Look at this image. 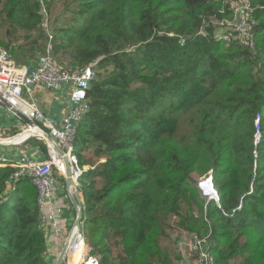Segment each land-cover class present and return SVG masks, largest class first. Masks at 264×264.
<instances>
[{"label":"trees","instance_id":"trees-1","mask_svg":"<svg viewBox=\"0 0 264 264\" xmlns=\"http://www.w3.org/2000/svg\"><path fill=\"white\" fill-rule=\"evenodd\" d=\"M59 1L55 60L96 70L75 142L78 157L87 146L106 157L80 180L92 254L175 264L161 242L178 228L208 235L215 264H264V0H251L254 52L217 40V26L200 33L209 14L222 18L224 0ZM40 12L38 0H0V44L17 63L48 45ZM209 170L219 203L197 188ZM16 171L0 166V264H51L37 189ZM112 244L123 247L115 257Z\"/></svg>","mask_w":264,"mask_h":264},{"label":"built area","instance_id":"built-area-1","mask_svg":"<svg viewBox=\"0 0 264 264\" xmlns=\"http://www.w3.org/2000/svg\"><path fill=\"white\" fill-rule=\"evenodd\" d=\"M50 1L38 0L42 14V26L48 34V45L38 56L37 68L31 69L28 64L17 63L10 50L0 46V107L3 104L7 105L11 111L21 112L31 119L34 125H29L28 129L35 128L39 130L33 137L44 139L49 151V159L46 161L29 160L26 163L18 164L13 179L18 180L27 177L35 185L38 192V203L41 209L40 223L43 230L45 228L46 231H50L51 227L55 238L63 243V247L67 245V250L70 248V258L65 264L72 263L71 255L75 254L78 249H81V251L79 260L75 264H101L100 259L92 254L93 248L86 241L82 227L83 219L80 227H77L74 222L70 231L67 232V219L61 216L60 213V208L63 205L61 202L64 198H58L57 196L61 183L53 172L56 169L58 176L66 180L67 162L69 163L72 185H74L75 190L71 191V188L67 186V182V190H65L68 193L67 196L71 197L72 194L79 200V208L83 210L84 200L79 188L81 187V177L87 170L80 165L75 142L78 127L90 109L88 89L91 81L96 77L95 63L82 70H67L58 65L52 48L54 35L50 30L52 24L49 13ZM226 1L233 16L232 22L230 27L227 28L218 26L216 39L227 43L236 40L240 45L254 52L256 38L253 28L257 25L256 7L253 6L251 0ZM221 23L224 25V21ZM64 84L70 86L72 108L63 116L60 122L47 117L33 98L25 97V93L32 96L37 87L58 89ZM3 101H6V103ZM44 131L51 135L55 144L63 151V155L47 140ZM1 162L4 166H7L4 164L6 162L4 159L0 158ZM216 198H218L217 194ZM73 211L77 219V208L75 206ZM46 234L49 235L47 232ZM72 237H74L73 240ZM197 237V234L192 236L193 242ZM208 246L209 240L203 239L195 242L194 249L199 253L202 264H215V258Z\"/></svg>","mask_w":264,"mask_h":264},{"label":"crops","instance_id":"crops-1","mask_svg":"<svg viewBox=\"0 0 264 264\" xmlns=\"http://www.w3.org/2000/svg\"><path fill=\"white\" fill-rule=\"evenodd\" d=\"M38 56L27 63L31 66V69L37 68ZM70 92V86L64 84L58 89L37 87L32 93V96L29 93H25V97L33 98L47 117L60 122L63 116L72 108ZM28 128L29 124L18 113L11 111L7 105L3 104L0 107V158L6 161L4 164L7 166L17 168L18 164L26 163L29 160L42 162L49 159L46 142H44L46 145L43 143H35V140L32 139L33 135H30L31 137L28 136L29 138L27 137V140L16 141L14 139L17 135L21 136L28 133V131L24 132ZM0 164L1 167H5L2 162ZM58 179L61 185L59 186L57 196L58 198H67L66 180L60 178V176H58ZM69 213V210L65 212V218L68 219ZM71 217H69V222H71ZM50 231L51 236L47 239V260L49 263L55 264V260H57L56 256H59L63 249V243L55 238L51 227ZM185 258L187 259V257ZM72 259L71 264L75 262V258L73 257ZM185 262L186 264H190L189 261Z\"/></svg>","mask_w":264,"mask_h":264},{"label":"rangeland","instance_id":"rangeland-1","mask_svg":"<svg viewBox=\"0 0 264 264\" xmlns=\"http://www.w3.org/2000/svg\"><path fill=\"white\" fill-rule=\"evenodd\" d=\"M254 7L257 8V6H254ZM62 12H63V1H59V0L54 1L52 6H51V10H50V6H49V13H50L51 21H55V18L56 17L58 18L62 14ZM220 13L223 15L221 19H218L215 14H209L211 16H208V19L203 22L204 26L201 28V30H203V32H204L208 25H214L217 27L222 26L223 28L230 27L233 16H232V13L230 12L229 4L226 0H224V3H223L222 8L220 10ZM222 21H224V25L221 23ZM52 29H54V26L52 27V24H51L50 30L53 33ZM0 38H3L5 40L8 38V36L6 35L5 29L0 28ZM20 43H22V39L13 43L12 46L19 45ZM0 46H3V45L0 44ZM7 48L10 49L9 47H7ZM10 52H12V51L10 50ZM14 60H15V58H14ZM24 63H26V62H23L21 64H24ZM68 70H70V69H68ZM29 130L30 129H28L24 132H27ZM24 132H22V133H24ZM34 133H35L34 131H30L28 133H25V134L19 136L21 138H19V137L16 138V141H22ZM256 138H257V141L260 142L261 135L259 132L257 133ZM32 139L35 140V143H44V141H45L42 138L33 137V136H32ZM79 157H80V159H79L80 165L83 166L87 171L95 169V167L99 163L106 161V157H97L94 154V147L93 146H87L84 149H82V151H80ZM83 160H84V162H87V161H90V162L82 163ZM212 172H213V170H209L202 176H196L197 186H198L197 188H198V191L200 193L201 198H205L207 200L213 199V200H215V202L219 203V195H218L217 188L215 187V185L213 183V173ZM54 173H56V169L54 170ZM210 178H212L211 181L213 184V188L216 191V193H214V194L209 193L211 191V187H210V184L208 181ZM96 182H97L96 187L101 188V186H102L101 178H96ZM70 188H71V191L75 190V187L72 184L70 185ZM79 191H80V188H79ZM66 193H67V191H66ZM216 194L218 195V198H216ZM66 195H68V193ZM64 200H65V202H64ZM61 204H63L60 208L61 216H63L65 218L66 215H64V214L67 210H69V212H70L69 217L73 216V217H71V222L68 221L69 217H68V219L66 218L67 219L66 224H68V227H67V232H68V231H70V229L72 228V226L74 225V222L76 220V215L73 211L74 210V204L72 202V198L69 196H67V198H64L63 201L61 202ZM97 213H98V211H96L94 213V215H96ZM44 230L46 231L45 228H44ZM46 232L49 233V235L46 234ZM46 232H45V234H46V237L48 239V237L51 236L50 235L51 231H46ZM168 232H169V237L162 239L161 245L163 248L165 247L168 249V251H169L168 254L170 256H172V258H173L172 261L175 262V264H186L185 261H189L190 264H202L200 262L199 253H197V251L194 249V246H195L196 241H200L203 239L209 240L208 235H205L203 237L198 235V237L193 242L192 236L196 233H188V232L180 230L178 228H168ZM73 239H74V237H73ZM111 248H112L111 256L115 257L122 251L123 247H122V245L120 246V245L112 244ZM69 250H70V248H69ZM69 250H67L62 264H65V262L69 260V258H70ZM173 250H176L178 253H181L183 256V259L176 261V257H175L176 252ZM78 252L79 251H77L75 254L71 253L72 258L75 257ZM98 255H99L98 257L100 259H102L101 254H98ZM57 257L58 256H56V259H57ZM185 257H187V259ZM242 260L243 259H241V258L232 259L230 264H239L240 262H242ZM56 261L57 260H55V264H56Z\"/></svg>","mask_w":264,"mask_h":264},{"label":"water","instance_id":"water-1","mask_svg":"<svg viewBox=\"0 0 264 264\" xmlns=\"http://www.w3.org/2000/svg\"><path fill=\"white\" fill-rule=\"evenodd\" d=\"M6 103V101H3ZM18 114L20 115V117L22 119H24L29 125H34L33 124V121H31V119H29L26 115H24L23 113L21 112H18ZM45 132V137L47 138V140L52 143L56 148L57 150L59 151V153L61 155H63V151L55 144V142L53 141L51 135L47 132V131H44ZM212 178H210L208 181H209V184H210V187H211V191L209 192L210 194H214L216 193L215 189L213 188V184H212ZM66 182H67V186L68 188H70V184L72 183V177H71V168H70V165L69 163L67 162V177H66ZM208 184V183H207ZM71 198H72V202L74 204V206L77 208V219L75 221V225L77 227H80L81 225V222H82V219H83V210L80 207V202L79 200L73 196L71 194ZM67 245H65L61 251V253L59 254L58 258H57V261H56V264H62L63 263V260H64V257H65V254L67 252Z\"/></svg>","mask_w":264,"mask_h":264},{"label":"bare ground","instance_id":"bare-ground-1","mask_svg":"<svg viewBox=\"0 0 264 264\" xmlns=\"http://www.w3.org/2000/svg\"><path fill=\"white\" fill-rule=\"evenodd\" d=\"M30 131H34L35 133L37 132V131H39V130H37V129H35V128H32V129H30L28 132H30ZM34 133V134H35ZM34 134H32V135H34ZM20 135H17L16 137H14V139L16 140V138H18ZM31 137V136H30ZM19 138H21V137H19ZM29 138V137H28ZM27 138V139H28ZM72 184V183H71ZM70 184V185H71ZM72 239H73V237H72ZM78 253L76 254V256L74 257L75 258V262H77L78 260H79V254H80V251H81V249H78Z\"/></svg>","mask_w":264,"mask_h":264}]
</instances>
